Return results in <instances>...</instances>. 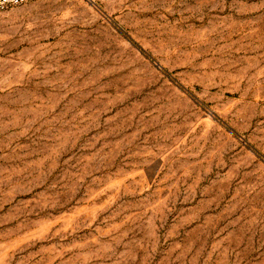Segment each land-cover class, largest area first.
I'll return each mask as SVG.
<instances>
[{
	"label": "rangeland",
	"instance_id": "1",
	"mask_svg": "<svg viewBox=\"0 0 264 264\" xmlns=\"http://www.w3.org/2000/svg\"><path fill=\"white\" fill-rule=\"evenodd\" d=\"M0 264H264V0L0 11Z\"/></svg>",
	"mask_w": 264,
	"mask_h": 264
},
{
	"label": "built area",
	"instance_id": "2",
	"mask_svg": "<svg viewBox=\"0 0 264 264\" xmlns=\"http://www.w3.org/2000/svg\"><path fill=\"white\" fill-rule=\"evenodd\" d=\"M29 0H0V11L7 10L11 7L24 4Z\"/></svg>",
	"mask_w": 264,
	"mask_h": 264
}]
</instances>
